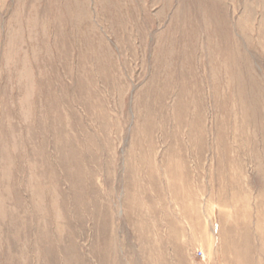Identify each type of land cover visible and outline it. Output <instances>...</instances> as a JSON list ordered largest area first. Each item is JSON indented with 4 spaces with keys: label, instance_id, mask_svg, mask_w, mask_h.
<instances>
[{
    "label": "rangeland",
    "instance_id": "1",
    "mask_svg": "<svg viewBox=\"0 0 264 264\" xmlns=\"http://www.w3.org/2000/svg\"><path fill=\"white\" fill-rule=\"evenodd\" d=\"M0 264H264V0H0Z\"/></svg>",
    "mask_w": 264,
    "mask_h": 264
}]
</instances>
